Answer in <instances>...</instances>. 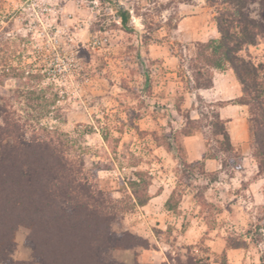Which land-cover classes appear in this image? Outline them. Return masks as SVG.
<instances>
[{
  "label": "rangeland",
  "instance_id": "obj_1",
  "mask_svg": "<svg viewBox=\"0 0 264 264\" xmlns=\"http://www.w3.org/2000/svg\"><path fill=\"white\" fill-rule=\"evenodd\" d=\"M119 8L128 11L125 23ZM260 9L254 1L244 11L261 21ZM220 11L233 10L222 0H0V106L13 112L24 138L63 141L84 174L126 205L111 229L138 245L113 249L118 262L177 264L191 256L218 264L224 248L227 264H264V180L250 186L257 176L249 141L243 166L242 150H221L220 102L197 98L196 119L182 107L194 79L207 77L197 69L203 42L185 30L215 26ZM192 14L196 21L179 29ZM172 55L173 63L160 61ZM238 55L264 66V35ZM186 132L199 133L215 170L187 159ZM140 177L150 196L168 189L166 199L132 204L130 183ZM27 234L26 226L16 229L13 261H32Z\"/></svg>",
  "mask_w": 264,
  "mask_h": 264
},
{
  "label": "trees",
  "instance_id": "obj_2",
  "mask_svg": "<svg viewBox=\"0 0 264 264\" xmlns=\"http://www.w3.org/2000/svg\"><path fill=\"white\" fill-rule=\"evenodd\" d=\"M254 1L260 4L261 21L250 18L244 11L247 4ZM222 2L233 11L218 12L215 17L218 37L204 41L196 54L203 62L197 69H207V77L202 81L195 78V88L211 85L212 69L221 70L226 66L232 69L241 88L240 96L232 101L248 106L249 148L256 163V176L264 177V66L238 55L244 45H252L256 36L264 35V0ZM119 13L125 23L128 11L119 8ZM216 119V133L222 137L224 145L221 150L236 155L225 121L218 114ZM191 134L194 133L186 132L184 136ZM83 165L81 158H71L63 150V141L59 139L40 135L24 138L13 112L0 106V262L126 264L111 256L116 247L138 245L134 235L111 229L126 205L121 206L118 204L121 200L105 195L95 181L84 174ZM148 185L141 177L131 181L132 204L141 206L147 202ZM169 203L167 199L166 206L171 209ZM19 226L28 228L26 241L32 250L31 262L13 261L10 257L14 233ZM219 255L218 264H227L225 249ZM177 264L209 262L188 256L186 261L178 258Z\"/></svg>",
  "mask_w": 264,
  "mask_h": 264
},
{
  "label": "crops",
  "instance_id": "obj_3",
  "mask_svg": "<svg viewBox=\"0 0 264 264\" xmlns=\"http://www.w3.org/2000/svg\"><path fill=\"white\" fill-rule=\"evenodd\" d=\"M193 12L197 14L198 9L194 10ZM196 16L197 15L192 14L182 17L178 24V28H182V25L184 23L192 24V21H196ZM186 31L189 34L188 40L194 42H204L210 38H215L218 35L216 27L214 26V24H212V22L210 25L204 24L202 26L197 25L194 27L190 25L188 30H185V32ZM150 55L152 59L155 58L152 54V49L150 50L149 57ZM173 59H175L174 55L170 57L163 56L162 60L160 59V61L163 64H171L174 61ZM169 67L167 69H170ZM174 68L175 65H173L172 69ZM167 74L174 73L173 71L168 70ZM166 84H168V82H166ZM240 94V84L238 83L234 72L230 67L226 66L224 69L221 70L212 69L211 85L209 87H193L190 91H187L182 101V107L187 109L190 118L196 119L198 117V113L196 108L194 107V102H196L197 98H201L209 103L220 102L221 104L217 108V114L220 119L224 120L226 123V127L230 136V142L233 145L235 151H238L239 149L242 150V163L244 166L246 161H248L249 159L251 160V155L248 156V127L246 110L245 105L233 103L232 101L235 98L239 97ZM182 146L186 152V157L189 161H196L203 158V165L207 170L213 171L216 169L217 160L214 157H204V142L199 133L184 136L182 139ZM252 174L256 175V168L254 167L252 168ZM263 180L264 177L257 176V178L254 179L250 186L252 187V185H254L255 183H260ZM165 190L166 192L162 189L160 193H157L154 196L149 195L147 202L144 205H141V207H145L146 205H148L149 202L156 198L165 197L166 199V193L168 189L165 188ZM165 199L164 201H166ZM233 252L234 250L231 251V253Z\"/></svg>",
  "mask_w": 264,
  "mask_h": 264
}]
</instances>
